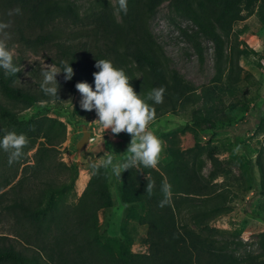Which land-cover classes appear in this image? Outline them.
<instances>
[{
    "label": "rangeland",
    "instance_id": "obj_1",
    "mask_svg": "<svg viewBox=\"0 0 264 264\" xmlns=\"http://www.w3.org/2000/svg\"><path fill=\"white\" fill-rule=\"evenodd\" d=\"M231 1L239 8L238 17L219 26L201 0H127L126 14L119 11L117 0H0V22L10 24L5 30L10 34L7 43L21 69L19 85L38 88L42 70L59 67L50 61L47 44L34 43L37 35L46 31L58 38H78L80 29L97 25L96 14L108 27L111 55L141 98L153 86L147 68L126 53L125 38L132 24L155 52L177 86L174 109L148 126L163 141L155 169L171 186L169 218L156 220L160 226L156 232H176L180 259L188 255L189 264H198L196 248L208 250V255L202 253L205 261H213L210 256L215 254L221 264H264V0ZM17 7L20 14L9 15ZM99 45L104 48L102 42ZM80 76L77 82L84 81L85 75ZM56 80L58 98L13 106L0 95V101L19 118L47 117L62 124L64 138L55 156L68 166L76 164L78 174L71 187L57 190L59 203L77 204L93 172H106L112 203L97 209L96 232L107 255L122 257L123 248L149 253V225L142 219L147 202L128 199L111 166L91 167L100 165L105 154H111L114 163L124 162L130 135L104 131L94 121V110L80 108L75 80L66 81L62 72ZM89 84L94 87V80ZM194 115L212 119L197 121ZM83 125L96 138L77 149ZM1 128L15 131L7 124ZM43 139L40 136L37 142ZM62 172L58 183L69 180ZM7 227L0 215V233L8 234ZM170 243L175 245L174 240ZM22 244L19 248L29 258L36 256L37 264H51L40 248Z\"/></svg>",
    "mask_w": 264,
    "mask_h": 264
},
{
    "label": "trees",
    "instance_id": "obj_2",
    "mask_svg": "<svg viewBox=\"0 0 264 264\" xmlns=\"http://www.w3.org/2000/svg\"><path fill=\"white\" fill-rule=\"evenodd\" d=\"M201 1L219 26H224L238 17L239 8L231 0ZM100 16H94L97 25L80 29L78 38H58L57 34L46 31L34 38L35 44L48 45L51 53L49 59L54 64L62 67L61 61L69 62L74 71L72 79L75 83L82 79L81 74L85 75L84 82L90 83L91 79L94 80L92 73L97 71L94 67L96 59L111 60L119 68L117 58L110 53L112 38L108 27L99 19ZM39 26L44 28L42 24ZM100 42L104 46L101 50L98 48ZM125 45L126 53L138 65L147 68L153 88L165 89L163 102L152 105L155 117L172 111L175 107L177 86L168 78L155 52L137 34L134 24L125 38ZM17 75L18 73L6 76L4 70L0 69V95L5 100L14 106L32 105L38 100L47 99L48 95L40 89L41 79L37 81L38 88H29L17 83ZM84 114L81 113V116ZM194 119L210 121L212 116L194 115ZM4 124L12 126L17 133H24L29 143L20 159L11 166L7 162L8 153L0 149V215L7 221V229L10 231L8 234L0 233V264H37L36 256L29 258L19 248L23 245L22 241L40 248L51 264H189L188 255L184 256L185 260L180 259V241L176 232H156V228L160 227H156V220L163 222L166 217L167 220L169 218V204L159 206L163 199L161 186L166 183L159 170L143 166L139 169L132 167L124 170L120 176L127 198L144 199L148 204V212L142 219L149 225V253H132L128 248H123L122 257L116 258L110 253L108 256L107 251L99 246L96 232L97 209L112 203L106 172L95 171L77 204L59 203L61 199L56 197L57 190L71 187L78 174L76 164L68 166L55 156L58 152L56 146L64 138L62 124L47 117L19 118L17 113L6 108L0 101V136L3 135L1 125ZM40 136L44 139L37 142ZM36 143L38 145L33 154L28 155ZM61 172L69 175L68 181H56L57 177H62ZM139 173L147 176L142 177ZM148 179L155 181L151 196L145 192ZM216 208H220V204ZM173 240L175 245L170 243ZM196 250L198 264H221L220 256L211 254L213 261H205L202 253L208 255V250Z\"/></svg>",
    "mask_w": 264,
    "mask_h": 264
},
{
    "label": "clouds",
    "instance_id": "obj_3",
    "mask_svg": "<svg viewBox=\"0 0 264 264\" xmlns=\"http://www.w3.org/2000/svg\"><path fill=\"white\" fill-rule=\"evenodd\" d=\"M119 11L127 13V0H117ZM19 7L12 10L9 15L20 14ZM10 24L0 22V69L4 70L6 76L16 75L21 71L14 63V54L9 49L7 41L10 34L5 30ZM62 67H46L42 70V82L40 89L45 95L58 98V82L56 76L64 74V79L71 80L74 71L69 62L61 61ZM94 67L97 71L92 73L94 87L87 82L80 81L75 84V88L80 93L79 106L84 111H95L97 121L102 125L103 130H110L113 135L127 133L131 139L128 143L126 159L122 163H114L111 154H105L101 164L93 163V170L98 167H112L115 175L121 176L124 170L132 167L157 168L159 158L163 150V141L152 131L148 130L150 121L155 118V111L148 100L156 104L163 102V87L153 88L147 93L146 98H141L134 91L123 69L113 65L111 60L96 59ZM29 141L24 133L3 130L0 136V149L8 153V164L11 166L23 155L24 148ZM95 174V171L93 172ZM155 188V181L148 179L145 192L151 196ZM163 199L159 202L160 207L170 203L171 186L163 183L161 186Z\"/></svg>",
    "mask_w": 264,
    "mask_h": 264
},
{
    "label": "water",
    "instance_id": "obj_4",
    "mask_svg": "<svg viewBox=\"0 0 264 264\" xmlns=\"http://www.w3.org/2000/svg\"><path fill=\"white\" fill-rule=\"evenodd\" d=\"M82 128H83V134H82V137L76 143L77 149H81L86 145V143L88 142L89 135H90V133L86 129V125H83Z\"/></svg>",
    "mask_w": 264,
    "mask_h": 264
},
{
    "label": "built area",
    "instance_id": "obj_5",
    "mask_svg": "<svg viewBox=\"0 0 264 264\" xmlns=\"http://www.w3.org/2000/svg\"><path fill=\"white\" fill-rule=\"evenodd\" d=\"M95 138H96V135H94V134H92V132H90V135L88 138V143H91Z\"/></svg>",
    "mask_w": 264,
    "mask_h": 264
},
{
    "label": "bare ground",
    "instance_id": "obj_6",
    "mask_svg": "<svg viewBox=\"0 0 264 264\" xmlns=\"http://www.w3.org/2000/svg\"><path fill=\"white\" fill-rule=\"evenodd\" d=\"M84 178V177H83Z\"/></svg>",
    "mask_w": 264,
    "mask_h": 264
}]
</instances>
